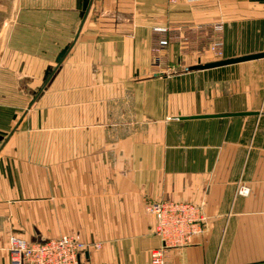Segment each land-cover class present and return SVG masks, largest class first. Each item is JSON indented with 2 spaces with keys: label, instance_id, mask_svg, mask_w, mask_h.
<instances>
[{
  "label": "crops",
  "instance_id": "crops-1",
  "mask_svg": "<svg viewBox=\"0 0 264 264\" xmlns=\"http://www.w3.org/2000/svg\"><path fill=\"white\" fill-rule=\"evenodd\" d=\"M259 52L264 0H0V264L73 232L150 264L147 199L205 216L164 264H264V57L194 68Z\"/></svg>",
  "mask_w": 264,
  "mask_h": 264
},
{
  "label": "built area",
  "instance_id": "built-area-1",
  "mask_svg": "<svg viewBox=\"0 0 264 264\" xmlns=\"http://www.w3.org/2000/svg\"><path fill=\"white\" fill-rule=\"evenodd\" d=\"M134 1V0H129ZM176 3L179 0H167ZM188 3L203 0H186ZM159 31L165 28L157 27ZM167 44L160 40L158 47ZM222 43L214 40L209 50L215 57L222 56ZM185 70H188L185 68ZM249 188L238 185L237 194L247 195ZM144 209L154 220L153 232L160 244L149 251L150 264H164L170 248H184L195 243V239L205 232V216L201 205L187 201L152 200L145 201ZM9 261L11 264H80V256L89 249H99L100 244L88 242L78 232L61 235L43 241L30 242L10 234L8 237Z\"/></svg>",
  "mask_w": 264,
  "mask_h": 264
},
{
  "label": "water",
  "instance_id": "water-1",
  "mask_svg": "<svg viewBox=\"0 0 264 264\" xmlns=\"http://www.w3.org/2000/svg\"><path fill=\"white\" fill-rule=\"evenodd\" d=\"M88 5V1L84 3V9H86ZM68 49L67 47H64L60 53L57 56L56 62L59 63L61 61V59L63 58V56L65 55L66 51ZM264 57V52H259V53H254V54H249V55H242V56H238V57H231V58H226V59H220L217 61H212V62H208V63H204V64H200L195 66V69H208V68H213V67H219V66H223V65H228V64H233V63H237V62H241V61H246V60H252V59H258V58H263ZM50 71H47L45 73V80L48 78V76L50 75ZM1 138V137H0Z\"/></svg>",
  "mask_w": 264,
  "mask_h": 264
}]
</instances>
